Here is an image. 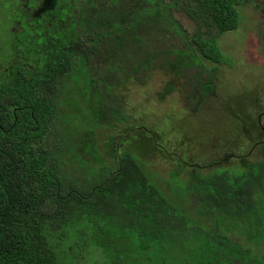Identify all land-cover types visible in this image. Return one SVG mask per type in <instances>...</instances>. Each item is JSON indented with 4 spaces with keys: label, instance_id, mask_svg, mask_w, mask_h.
I'll return each instance as SVG.
<instances>
[{
    "label": "trees",
    "instance_id": "16d2710c",
    "mask_svg": "<svg viewBox=\"0 0 264 264\" xmlns=\"http://www.w3.org/2000/svg\"><path fill=\"white\" fill-rule=\"evenodd\" d=\"M251 1L0 0V264H264V145L258 161L198 162L185 180L177 156L166 181L140 159L146 132L136 154L109 136L111 167L93 145L98 124L127 119L113 93L141 71L230 64L218 43Z\"/></svg>",
    "mask_w": 264,
    "mask_h": 264
},
{
    "label": "rangeland",
    "instance_id": "374dc122",
    "mask_svg": "<svg viewBox=\"0 0 264 264\" xmlns=\"http://www.w3.org/2000/svg\"><path fill=\"white\" fill-rule=\"evenodd\" d=\"M95 2L99 6H112L109 0ZM262 8L264 0H253L240 6L238 29L220 38L219 48L229 57L230 64L215 65L203 59V65L199 68L182 70L180 76L168 72L166 67L157 68L154 65L117 88L113 96L119 94L122 112L127 119L109 124L104 122L94 128L93 145L103 165L112 166L104 147L109 136H116L120 148H131L136 154L141 148L136 143L139 137L133 135L139 132H146L142 140L150 144L146 149L149 152L141 154L140 159L149 172L163 181L179 167L177 156L183 158L181 163L185 160L189 164L188 168L179 173L183 180L198 162L202 164L221 160L225 156L216 166L230 169L240 167L239 157L258 161L261 146L264 145ZM57 16L67 17L68 13L60 11ZM177 18L187 31L192 30L193 24L188 17L180 13ZM164 41L165 46L174 50L185 47L178 37L171 34L164 35ZM168 59L173 60V56ZM196 70L204 79L203 83L208 82L211 76L213 96L201 98L198 95L201 89L194 78ZM119 80L102 81L103 93L95 95L93 100L98 102L96 108H100L103 99ZM169 86L171 89L167 92ZM212 169L198 170L206 173ZM69 171L73 173V169ZM74 173L77 174L76 169ZM162 187L165 189L167 186L162 184Z\"/></svg>",
    "mask_w": 264,
    "mask_h": 264
},
{
    "label": "flooded vegetation",
    "instance_id": "af4514ba",
    "mask_svg": "<svg viewBox=\"0 0 264 264\" xmlns=\"http://www.w3.org/2000/svg\"><path fill=\"white\" fill-rule=\"evenodd\" d=\"M73 2H75V3H79V4H81V6L83 5V4H85L84 3V0H72ZM94 2L96 1V0H93ZM95 4H97L96 2H95Z\"/></svg>",
    "mask_w": 264,
    "mask_h": 264
}]
</instances>
